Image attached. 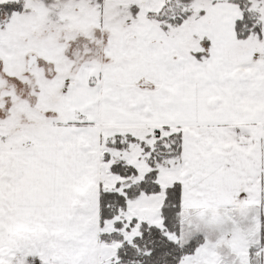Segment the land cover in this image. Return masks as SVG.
I'll list each match as a JSON object with an SVG mask.
<instances>
[{
  "label": "snow or ice",
  "instance_id": "obj_1",
  "mask_svg": "<svg viewBox=\"0 0 264 264\" xmlns=\"http://www.w3.org/2000/svg\"><path fill=\"white\" fill-rule=\"evenodd\" d=\"M0 264H264V0H0Z\"/></svg>",
  "mask_w": 264,
  "mask_h": 264
}]
</instances>
